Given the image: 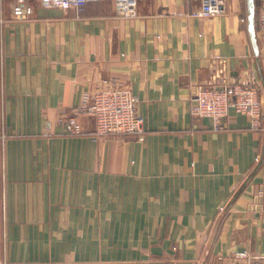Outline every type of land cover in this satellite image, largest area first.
Returning a JSON list of instances; mask_svg holds the SVG:
<instances>
[{"label":"crops","instance_id":"0c3cea01","mask_svg":"<svg viewBox=\"0 0 264 264\" xmlns=\"http://www.w3.org/2000/svg\"><path fill=\"white\" fill-rule=\"evenodd\" d=\"M14 2L0 0V264H83L91 245L94 264L264 257V131L234 111L215 131L191 112L220 60L234 83L259 79L264 112V0L259 57L246 0L207 18L198 0H140L136 18L115 0L83 13L31 0L16 19ZM112 80L138 98L144 140L95 137L92 117L67 136L61 113Z\"/></svg>","mask_w":264,"mask_h":264},{"label":"built area","instance_id":"2783aa9c","mask_svg":"<svg viewBox=\"0 0 264 264\" xmlns=\"http://www.w3.org/2000/svg\"><path fill=\"white\" fill-rule=\"evenodd\" d=\"M44 7H58L65 11L75 9L83 13L89 4L103 3L106 0H35ZM200 11L195 17H216L225 13V0H198ZM122 16L136 18L140 0H115ZM35 9L31 0H15L13 17L29 19ZM264 31V5L261 18ZM259 79L253 75L249 82L234 83L229 76L228 64L220 60L209 78L195 86L192 96V114L199 119L211 121L212 129L224 130L230 113L246 116L250 119V128L264 131V112L259 94ZM138 98L129 87L112 80L111 86L94 94L86 93L79 107L62 112L59 125L69 136L84 133L81 118L92 117L96 128L93 136H130L144 140L146 126L143 118L137 114ZM210 264H264V257L254 256L248 251L238 252L232 258H218Z\"/></svg>","mask_w":264,"mask_h":264},{"label":"water","instance_id":"95a60500","mask_svg":"<svg viewBox=\"0 0 264 264\" xmlns=\"http://www.w3.org/2000/svg\"><path fill=\"white\" fill-rule=\"evenodd\" d=\"M248 8V32L251 38L253 49L257 57L260 56V46L257 39V13L256 0H246Z\"/></svg>","mask_w":264,"mask_h":264},{"label":"rangeland","instance_id":"374dc122","mask_svg":"<svg viewBox=\"0 0 264 264\" xmlns=\"http://www.w3.org/2000/svg\"><path fill=\"white\" fill-rule=\"evenodd\" d=\"M259 94L261 95V92H260V83H259ZM260 100H261V97H260ZM83 117H87V116H83ZM257 132H262V131H257ZM67 136H69V135H67ZM120 243L123 245L124 244V241H121ZM91 246H92V249H84V246H83V249L81 250L83 252V254H84L83 255V264H94V252H95L94 247H95V245H91ZM105 246H108V245H105ZM56 250H57V253L55 252V254L56 255L59 254L60 256H62L61 249L60 250L56 249ZM75 252H76V250H73V251H71V254H74ZM102 255H103V258L109 260L111 254H110V251L109 250H106V251H103L102 252ZM119 255H121V252H119ZM69 258L70 259H73L74 258V255L72 257H69ZM98 260H100V259H98ZM102 260L105 261L104 259H102ZM3 264H6V262H4V260H3Z\"/></svg>","mask_w":264,"mask_h":264}]
</instances>
